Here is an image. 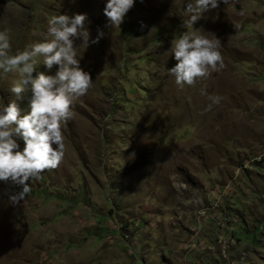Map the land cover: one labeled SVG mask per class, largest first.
Returning a JSON list of instances; mask_svg holds the SVG:
<instances>
[{
  "label": "rangeland",
  "instance_id": "obj_1",
  "mask_svg": "<svg viewBox=\"0 0 264 264\" xmlns=\"http://www.w3.org/2000/svg\"><path fill=\"white\" fill-rule=\"evenodd\" d=\"M0 264H264V0H0Z\"/></svg>",
  "mask_w": 264,
  "mask_h": 264
}]
</instances>
